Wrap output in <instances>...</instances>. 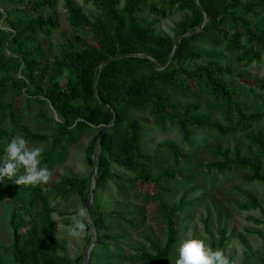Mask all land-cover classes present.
<instances>
[{
    "label": "trees",
    "instance_id": "obj_1",
    "mask_svg": "<svg viewBox=\"0 0 264 264\" xmlns=\"http://www.w3.org/2000/svg\"><path fill=\"white\" fill-rule=\"evenodd\" d=\"M81 1L92 4L95 13L84 12L76 0H64L73 34L55 53L47 44L58 29V0H0L7 5L0 17L8 27L0 25V152L21 134L27 142L46 145L41 163L52 174L69 147L95 129L94 148L104 125L95 190L102 194L114 187L126 194V183L145 202H158L167 239L161 246L148 235L150 250L137 249L127 258L107 219L132 229L138 224L120 210L102 214L97 204L93 225L102 252L90 264H168L178 243L179 219L195 204L187 198L196 188H184L194 181L182 169L191 164L184 146L194 150L200 136L242 134L255 157L241 156L240 151L231 156L230 150L220 148L215 152L220 161L199 167L206 178L249 171L246 182L264 184V125L258 126L264 122V83L238 82L243 72L236 69L238 64L264 61V0ZM179 14L182 20L174 32L181 41L175 50L176 41L159 34L156 26ZM112 58L102 70L96 95L101 65ZM21 98L49 101L59 120L41 115L50 130L32 134L19 114ZM134 115L150 117L162 133L177 132L181 142L153 145L147 139L149 128ZM89 161L92 164V156ZM4 182L12 238L0 254V264H76L63 254L52 200L42 186ZM138 183L154 186L152 194L139 193ZM91 184L63 176L54 185L53 199L85 195ZM180 190L184 194L174 203ZM97 195L94 191V204ZM251 208L258 209L253 203L246 211ZM226 242L222 230L212 248L223 251Z\"/></svg>",
    "mask_w": 264,
    "mask_h": 264
},
{
    "label": "rangeland",
    "instance_id": "obj_2",
    "mask_svg": "<svg viewBox=\"0 0 264 264\" xmlns=\"http://www.w3.org/2000/svg\"><path fill=\"white\" fill-rule=\"evenodd\" d=\"M76 3L82 7L84 12L88 14L95 13L96 8L92 4L85 5L81 0H76ZM6 8L5 2H0V13L3 16H5ZM57 13L59 16L58 29L47 44L55 53H57L58 46L62 41L73 34L68 22L64 0H58ZM151 20L154 19L151 18ZM180 20H182V15L179 14L167 21L160 22L156 26L157 32L177 42L180 37L177 38L174 28ZM0 25L4 29H8L3 17H0ZM87 42L89 43V40ZM8 52L11 53V50L8 49ZM192 66V64H189V68ZM236 69L243 72L241 77L238 78V82L250 86H254L256 83H264V61L253 63L247 67L238 64ZM41 100L32 103L25 98L20 100L19 114L22 123L28 126L32 134H44L46 129L50 130L41 115L53 121L59 120V116L49 101ZM134 118L149 128L147 129V139L153 145L166 141L177 144L181 142V137L177 132L162 133L159 129L154 128L150 117L134 115ZM263 125L264 122L258 126ZM96 134L95 129L88 130L77 144L69 147L64 161L53 169L49 181L42 186L43 191L52 200V206L55 210L53 222L57 237L65 246L63 254L76 264L85 263V256L88 251V264L95 262L97 256L102 252L101 247L97 246L98 233L96 230L94 231L95 227L93 225L94 219L98 218L96 214L97 204L98 211L102 214L120 210L128 213L130 218L138 224L137 229H132L118 219H107V225L112 227L111 233L120 237V250L127 258L134 254L137 249L150 250L149 243L146 240L148 235L161 246L166 243L167 239V229L159 216V203L154 201L145 202L143 197H137L132 189L126 186V183V194L118 193L114 187L101 194L91 184L90 190L86 191L85 195L72 193L66 199H53L55 194L54 185L63 176L77 177L92 183L94 168L93 162L91 164L89 161V157H93L92 141ZM207 137V139H203L201 136L197 137L194 150L184 146L186 153L190 155L191 164L190 167L184 166L182 169L188 171L186 176L191 175L194 177V181L186 183L184 188H196L187 198L188 201L195 202V204L179 219L178 243L168 260V264H175L179 245L184 240L190 238L202 239L207 246L212 247L213 243L220 239L222 230H225L227 236V242L222 251L226 257L234 259L236 264H264V184L246 182L244 175L249 174V171L218 173L215 179L206 178L202 168L199 167V165L220 161L221 156L215 154L220 148L223 152L230 150L231 156H235L237 151H240L241 156L255 157V153L242 134L225 138ZM28 143L30 146L40 147L42 149L41 154L46 149L44 144ZM116 171L120 173L118 169ZM7 188L5 182H0V254L3 253V248L7 246L12 238L8 220ZM92 188L99 197L97 203L94 204L93 191V200L88 209L90 232L84 239L69 237L65 228L72 222V217L79 207L87 208ZM153 190L154 186L143 183L137 185V191L142 194H152ZM183 194L184 192L180 190L177 197L172 201L177 203ZM253 203L257 205L258 209L251 208L246 211L247 207H250ZM90 247L92 248L90 249ZM124 264L132 263L127 261Z\"/></svg>",
    "mask_w": 264,
    "mask_h": 264
},
{
    "label": "clouds",
    "instance_id": "obj_3",
    "mask_svg": "<svg viewBox=\"0 0 264 264\" xmlns=\"http://www.w3.org/2000/svg\"><path fill=\"white\" fill-rule=\"evenodd\" d=\"M40 147L30 146L21 134H16L3 145L0 152V182L5 179L15 185L43 186L50 179V170L41 163ZM89 210L79 207L66 226L67 236L84 239L90 232ZM175 264H236L226 257L222 250L207 246L197 238L184 240L178 248Z\"/></svg>",
    "mask_w": 264,
    "mask_h": 264
},
{
    "label": "water",
    "instance_id": "obj_4",
    "mask_svg": "<svg viewBox=\"0 0 264 264\" xmlns=\"http://www.w3.org/2000/svg\"><path fill=\"white\" fill-rule=\"evenodd\" d=\"M196 2H197V4H198V0H196ZM208 20H209V17H208V15L205 13V25L207 24ZM186 36H187V35H185V36H183V37H186ZM180 41H181V38H179V40L176 42V44H175V48H174L175 50L178 48ZM137 56L147 57V58H149V59H151V60H154L153 57L150 56V55H137ZM112 60H115V58L108 59V60H106V61L101 65V72H100V75H99V77H98V80H97V82H96V86H95V94H96V95H97V85H98V83H99V81H100V77H101V74H102V70H103V69L105 68V66H106L110 61H112ZM113 124H114V118H113V120H112V122L110 123L109 126H113ZM104 128H105L104 125L100 126V132H99V134H98V138H97V141H96V144H95V147H94V153H93V157H92V160H93V168H94L93 181H92V185H93V187H96V186H97V179H98V154H99V149H100V139H101V135H102V132H103ZM93 191H94V189L92 188V192H91L90 198H89L88 203H87V209H89L90 204H91V202H92V200H93V197H92V195H93ZM89 220H90V219H89ZM89 220H88V222H89ZM94 231H95V229H94ZM96 242H97V239H96ZM91 248H92V247H90V249H91ZM88 261H89V251L87 252V254H86V256H85V263H84V264H88Z\"/></svg>",
    "mask_w": 264,
    "mask_h": 264
}]
</instances>
